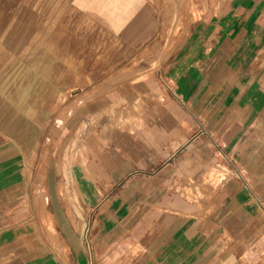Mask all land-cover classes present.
<instances>
[{
  "label": "crops",
  "instance_id": "0c3cea01",
  "mask_svg": "<svg viewBox=\"0 0 264 264\" xmlns=\"http://www.w3.org/2000/svg\"><path fill=\"white\" fill-rule=\"evenodd\" d=\"M217 8L136 60L96 2L0 0V232L38 184L59 250L25 263L264 264V0Z\"/></svg>",
  "mask_w": 264,
  "mask_h": 264
},
{
  "label": "rangeland",
  "instance_id": "374dc122",
  "mask_svg": "<svg viewBox=\"0 0 264 264\" xmlns=\"http://www.w3.org/2000/svg\"><path fill=\"white\" fill-rule=\"evenodd\" d=\"M88 1V0H86ZM144 4L146 20H133L136 9L131 5L137 3ZM96 2V16L100 18H112V32L107 31V44L111 45L113 52L116 49L128 48L129 52H136L141 56L153 52L161 47L172 48L177 43L174 37H180L185 33L207 31L217 33L220 36L231 28L232 24L243 22L244 20H216L218 16V2L212 0L209 8L184 9L177 0H125L129 3V8L122 9V0H91ZM159 10L160 18L148 20L156 16L153 5ZM82 10H86L84 6ZM140 11H142L140 9ZM209 17L208 25L205 23ZM261 24L256 25L255 32L264 35V20H259ZM101 27L100 25L97 26ZM104 27V26H102ZM203 28V29H202ZM234 32L244 33V25H236ZM153 37L156 40H152ZM259 38V36H258ZM102 36L101 43L104 48L105 41ZM256 49L258 52V65H263L264 58L260 56L264 48V41L257 39ZM84 75V74H83ZM33 201L37 210L33 209L31 217L2 218L5 223L1 228L7 231L0 232V264H27L38 257V252L42 247H49V251L58 253L51 233V218L43 206L47 203L44 192L38 184L33 187ZM42 204V205H41ZM40 207V208H39ZM29 264V263H28Z\"/></svg>",
  "mask_w": 264,
  "mask_h": 264
}]
</instances>
